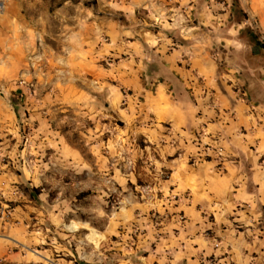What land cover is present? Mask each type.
<instances>
[{"label": "clouds", "instance_id": "1", "mask_svg": "<svg viewBox=\"0 0 264 264\" xmlns=\"http://www.w3.org/2000/svg\"><path fill=\"white\" fill-rule=\"evenodd\" d=\"M0 264H264V0H0Z\"/></svg>", "mask_w": 264, "mask_h": 264}]
</instances>
